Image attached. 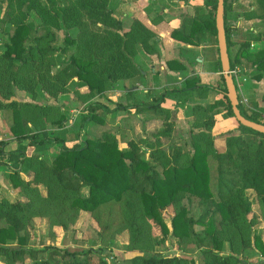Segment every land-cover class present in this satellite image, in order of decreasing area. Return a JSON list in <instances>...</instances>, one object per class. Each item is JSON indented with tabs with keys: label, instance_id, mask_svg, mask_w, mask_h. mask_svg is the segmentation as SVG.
I'll return each mask as SVG.
<instances>
[{
	"label": "trees",
	"instance_id": "1",
	"mask_svg": "<svg viewBox=\"0 0 264 264\" xmlns=\"http://www.w3.org/2000/svg\"><path fill=\"white\" fill-rule=\"evenodd\" d=\"M30 1L44 21L53 27L59 26V20L68 29L81 27L83 16L107 26L100 42H80V54L69 57L74 66V80L93 95H101L115 82L137 75L139 69L134 57L141 50L149 52L153 49L149 44L152 32L137 19L132 21L129 30L121 31V21L109 7L110 0H50V6L43 3L45 0ZM213 6L215 9L216 1ZM197 26L209 27L216 35L214 17L205 22L194 21L192 30ZM11 29L0 55L15 68L8 69V76L0 80V86L6 87L0 91V110L9 112V129L16 142L26 139L29 144L40 146L60 141L61 147L51 160L38 154L27 156L22 153L17 166L8 173L12 185L19 189L20 198L14 201L0 199V220L5 221V225L0 226V257L7 264H23L27 254L33 256L31 264H109L100 255V250L92 247L70 250L49 245L39 250L27 246V237L22 231L34 225V218L46 217L51 227H64L65 220L74 219L80 210L87 211L96 222L101 245L106 238H114L125 229L129 232V245L140 249L160 245L171 234L179 242L189 240L196 243L202 249L203 264H264V258L251 263L221 252L224 242H227L232 253L241 254L251 239L256 218L249 216L253 201L247 190L254 192L264 223L263 133L239 123L238 132L229 131L220 136L224 146L219 150L209 132L214 123V112L209 115L207 109L197 106L193 108L197 114L195 125L207 131L191 133L193 152L190 154L183 142H174L167 149L162 139L170 136L173 122L167 120L168 114L156 101L144 106L137 103L133 107L163 112L166 115L161 125L153 131H145L143 137L128 139L126 147L120 148L110 131L83 139L78 131L77 139L82 145L67 146L66 139L57 134L48 138L44 130L48 121L58 125L63 121L61 106L10 99L14 87H36L43 80L41 74L30 68L27 69L28 78H22L20 74L25 64L32 62L25 47L29 25L19 23L11 25ZM174 35L181 37L173 32ZM68 38L65 36L67 43L72 44ZM226 43L228 45L227 35ZM48 49V46H43L41 51L45 53ZM229 61L232 68L234 61ZM202 88L207 90L208 86ZM225 90L223 87V92ZM224 99L216 100L213 105L224 106V116H234L225 93ZM121 107L117 104L113 110ZM238 107L243 116L261 123L255 116L247 114L240 103ZM99 108L110 111L98 102H88L84 106L79 130L87 120H99L95 114ZM24 110L33 111V119L25 118ZM54 110L58 112L57 117L48 119ZM39 135L45 137L40 139ZM36 137L39 139L35 140ZM4 144L0 141V151ZM20 172L27 178H21ZM39 185L45 186V194L41 193ZM83 186L88 187L86 196L80 194ZM192 196L201 202L202 213L197 219L188 215L183 204L184 199L188 201ZM170 206L174 212L168 226L163 211ZM195 224L203 227V235L195 230ZM151 225L158 228V238L150 234ZM253 244L264 257V239L255 234ZM38 254L43 256L38 257ZM124 264L195 262L187 254L139 253L126 258Z\"/></svg>",
	"mask_w": 264,
	"mask_h": 264
},
{
	"label": "crops",
	"instance_id": "2",
	"mask_svg": "<svg viewBox=\"0 0 264 264\" xmlns=\"http://www.w3.org/2000/svg\"><path fill=\"white\" fill-rule=\"evenodd\" d=\"M215 1L217 5V0L115 1L113 14L121 21L123 31L129 30L132 21L137 19L153 34L149 40L153 49L149 52L141 50L134 57L139 73L131 79H121L105 90L103 95L111 101L113 107L107 106L98 98L94 100L107 107L110 114L118 110H113L117 104H126V113L117 118V123L120 117L130 124L133 121L135 123L132 127L130 125L123 128L124 135L128 134L126 141L143 137L145 131L159 128L168 114L167 120L173 122V128L170 136L162 139L164 147L168 149L174 142H183L191 154V133L207 131L204 127L195 125L197 114L193 108L197 106L207 109L209 115L214 112V123L209 132L215 140L218 135L226 132H238L239 122L236 118L224 116V106L213 105L216 100H225L217 31L215 35L209 27L200 26L192 30L194 21L205 22L212 17L215 19ZM224 26L228 36L229 59L234 61L233 67L238 69L235 82L239 103L247 114L255 116L264 124V0H226ZM173 32L186 40L173 36ZM120 85H123V88H118ZM206 86L207 90L202 88ZM118 97L121 100H117ZM156 101L166 114L133 107L137 103L144 106ZM1 118H4L3 113ZM108 131L114 133L113 130ZM0 141H4L8 146L18 144L13 135ZM5 149L3 145L0 161L14 156L7 155ZM14 150L15 148H12L11 151ZM21 154L18 155L19 159ZM5 171L6 180L2 179L4 170H0V186L3 187H7V181H10V169ZM20 177L26 179L27 175L20 172ZM41 193L44 194L42 191ZM247 193L256 202L254 192L247 190Z\"/></svg>",
	"mask_w": 264,
	"mask_h": 264
},
{
	"label": "rangeland",
	"instance_id": "3",
	"mask_svg": "<svg viewBox=\"0 0 264 264\" xmlns=\"http://www.w3.org/2000/svg\"><path fill=\"white\" fill-rule=\"evenodd\" d=\"M115 1L116 0L109 1L110 8H116ZM43 3L47 6L51 5L50 0H45ZM19 23L29 25V33L26 37L25 47L28 50L27 55L29 59L32 60V62L25 64L26 66L20 74L22 78H28L29 72L27 69L30 68L36 74H41L43 80L36 87H14L12 97L18 101L61 106L60 111L63 115V121H61L60 125L48 121L46 126H44V130L48 133L46 134L48 138H53L54 134H57L66 139L67 143L65 142V144L67 146H81L82 143L77 139L78 131L79 137L83 139L95 138L101 136L102 132L113 130L119 147L124 148L126 146V137L128 134L124 135L123 128L135 125L134 121L131 124L125 122L123 117H120L117 123L118 116H123V114L126 113V110H124L126 104L124 103L121 104L122 107L114 114H110L103 109H97L95 114L96 116L98 115L99 120L95 118L87 120L80 130L78 128L84 106L88 102H94V100L98 98L99 101L104 102L107 106L113 107V104L109 99H106L107 97H104L103 94L106 91L101 95H93L86 87L79 86L76 83L73 77L74 66L70 63L69 57L71 55L77 56L80 54L78 49L80 42H100L101 38L106 34L105 29L107 26L99 22L94 23L88 16H83L80 21L81 27L68 29L62 20H59V26L53 27L50 23L47 24L44 21L42 14L31 4L30 0H0V54L4 51L8 37L12 33L11 25L14 26ZM123 29L122 27V32ZM65 36H68L70 42L73 43H67L68 41L65 40ZM69 44L70 46H68ZM43 46H48L49 48L45 53L41 51ZM63 49H65V51ZM10 68L15 67L7 63L6 60H3L0 55V80L8 76L9 72L7 70ZM118 88H123V85H120ZM3 89H6V87L0 86V91ZM44 91L46 92L44 93ZM117 100H121L120 97H118ZM1 113L4 114V118H1ZM23 115L25 118L33 119L35 113H33V111L24 110ZM57 115V110H54L47 118H56ZM10 123L9 112L0 110V140L12 135L11 131H9ZM38 137L42 139L45 136L39 135ZM38 137H36L35 140H38ZM215 141L217 148L222 150L224 143L220 139V135L216 137ZM4 145L6 147L5 150L8 152L7 155L14 154L13 157L9 156L7 159L0 161V170H4L2 179L6 180L7 172L5 170L14 169L17 166L19 153H24L27 156L31 154L43 155L47 160H51L60 150L61 142H47L39 146L29 144L25 139L16 145ZM12 148H15V150L11 151ZM11 166L14 168H11ZM7 182V187L0 186V199L3 196L2 198L14 201L20 196L18 195L19 189L11 185V179ZM40 190L45 194L44 185H40ZM87 193L88 187L83 186L80 190V194L86 196ZM252 200L253 205L249 216H255L256 221L252 227L250 241L244 245V251L241 254L232 253L227 242H224L221 252L230 253L238 258L255 263L256 259H263L264 257H261L259 251L255 249L253 236L258 234L264 239V223L257 203H255L254 198ZM183 204L187 209L188 215L195 219L202 213L200 199L196 196L189 197L188 201L184 199ZM173 212L174 208L171 206L163 211V218L168 226H170ZM36 218V220L35 218L33 219L34 225L31 228L25 227L22 231V234L27 237V246L33 249L40 250L49 245L59 248H68L70 250L92 247L95 250H100V255L104 256L109 264H124L126 258L139 253L143 255L187 254L193 257L195 264H203L202 249L198 247L196 243L189 240L179 242L171 234H169L166 240L160 245H155L150 249H140L132 248L131 245H129V232L125 229L117 233L114 238H110L109 236L106 238L103 245H101L97 236L98 226L90 214L84 210H80L78 216L74 219L65 220L64 227H59V225L51 227L46 217H43L44 219H39V217ZM1 225H5L4 220H0V226ZM151 226L149 227L150 234L153 238H158L160 236L158 228L155 225ZM194 228L200 235H203V227L201 225L195 224ZM11 244L15 245V242H11ZM53 247L48 248L51 249ZM42 256L43 254H38V257ZM32 258L33 256L31 254L25 255L23 264H31ZM0 264H7V261L3 257H0Z\"/></svg>",
	"mask_w": 264,
	"mask_h": 264
},
{
	"label": "water",
	"instance_id": "4",
	"mask_svg": "<svg viewBox=\"0 0 264 264\" xmlns=\"http://www.w3.org/2000/svg\"><path fill=\"white\" fill-rule=\"evenodd\" d=\"M215 26L217 30V43L221 63V70L225 83V95L227 96L230 106L236 120L243 126L249 127L253 130L264 134V124L250 120L243 116L238 107L239 98L235 80L231 74L228 73L230 69L229 55L227 51L225 26H224V0H217L215 12Z\"/></svg>",
	"mask_w": 264,
	"mask_h": 264
},
{
	"label": "built area",
	"instance_id": "5",
	"mask_svg": "<svg viewBox=\"0 0 264 264\" xmlns=\"http://www.w3.org/2000/svg\"><path fill=\"white\" fill-rule=\"evenodd\" d=\"M228 73L231 74L233 76L234 80H235L236 77H237V74H238V69L236 67H232V68L229 69ZM243 101L246 102V99L243 98Z\"/></svg>",
	"mask_w": 264,
	"mask_h": 264
}]
</instances>
